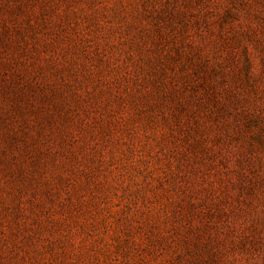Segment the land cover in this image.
I'll list each match as a JSON object with an SVG mask.
<instances>
[{
	"label": "rangeland",
	"instance_id": "obj_1",
	"mask_svg": "<svg viewBox=\"0 0 264 264\" xmlns=\"http://www.w3.org/2000/svg\"><path fill=\"white\" fill-rule=\"evenodd\" d=\"M0 264H264V0H0Z\"/></svg>",
	"mask_w": 264,
	"mask_h": 264
}]
</instances>
